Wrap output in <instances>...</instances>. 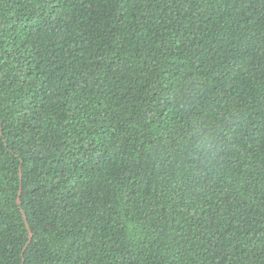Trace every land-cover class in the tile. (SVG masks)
Returning <instances> with one entry per match:
<instances>
[{
	"label": "trees",
	"instance_id": "trees-1",
	"mask_svg": "<svg viewBox=\"0 0 264 264\" xmlns=\"http://www.w3.org/2000/svg\"><path fill=\"white\" fill-rule=\"evenodd\" d=\"M0 264H264V0H0Z\"/></svg>",
	"mask_w": 264,
	"mask_h": 264
}]
</instances>
